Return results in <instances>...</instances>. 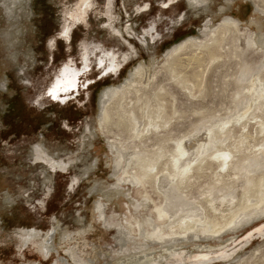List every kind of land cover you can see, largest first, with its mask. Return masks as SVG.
<instances>
[{
  "label": "rangeland",
  "instance_id": "rangeland-1",
  "mask_svg": "<svg viewBox=\"0 0 264 264\" xmlns=\"http://www.w3.org/2000/svg\"><path fill=\"white\" fill-rule=\"evenodd\" d=\"M171 1L34 0L35 32L29 43L35 61L0 76V264H194L188 257L208 250L232 254L214 264H264V235L256 234L264 229V216L220 241L185 238L174 250H165L175 238L167 237L168 223L158 217L156 192L151 185L121 182L108 144L112 135L99 128L104 90L121 85L139 66L160 69L168 50L188 38L205 40L206 29L218 27L225 17L239 21L241 36L234 30L219 36L221 43L201 53L198 63L183 55L176 65L185 85L173 83L165 70L157 75L148 90L150 104L155 106L152 93L161 84L169 94L162 98L165 113L177 114L170 134L151 135L143 145L152 151L159 141L163 151H170L169 138L189 134L187 146H195L212 123L246 106L247 100L242 104L234 95L246 85L238 83L242 68L256 73L264 66V43L257 41L264 36V0ZM249 41L257 44L250 47ZM112 65L115 73L109 76ZM65 68L77 74L79 88L58 103L48 92ZM259 76L264 78V68ZM183 86L192 87L194 96ZM111 128L128 135L126 129ZM38 150L66 162L67 172L54 173L45 161H37ZM212 181L207 171L185 186H195L191 193L197 198V186ZM30 231L36 232L34 239L24 242ZM162 233L167 236L160 240ZM249 234L253 241L245 246ZM172 251L185 261L170 259Z\"/></svg>",
  "mask_w": 264,
  "mask_h": 264
},
{
  "label": "bare ground",
  "instance_id": "bare-ground-1",
  "mask_svg": "<svg viewBox=\"0 0 264 264\" xmlns=\"http://www.w3.org/2000/svg\"><path fill=\"white\" fill-rule=\"evenodd\" d=\"M176 1L178 0H173L169 4ZM191 2L199 3L197 0H191ZM255 11L261 13L258 5ZM226 20L231 22L227 23ZM207 25L209 22H206L205 28ZM239 27L238 20L225 17L218 27L206 29L205 40L188 38L168 50L165 54V63L160 69L139 66L121 85L104 90L99 97V128L103 134L112 135L108 144L110 151L116 156V169L121 170V182L127 181L132 186L148 187L151 185L150 189L157 194L160 205L156 207V211L160 220L163 219L165 223H168L167 230L170 233L168 236L162 233L160 240L166 236L175 238L165 250H174L177 244L185 238L220 241L222 235L234 233L236 229L264 216V78L259 76L264 66H261L256 73L248 72L246 66L241 69L238 83L246 85L241 87L234 97L242 104L243 100H247L246 106L232 115L230 119L221 121L218 119L217 123H212L205 130L204 139L198 140L195 146H187L189 134L183 136L182 139L169 138L168 140L173 143L170 151H163L159 141L152 146V151L147 150L148 147L143 145L144 140L149 139L151 135L159 136V138L165 132L168 135L172 131L171 127L177 114L176 110L171 115L165 113L162 98L169 94L161 84L152 93V98L156 102L155 106L150 104L151 96L148 90L152 84L156 85L157 75L165 70V74H169L173 83L185 85L186 81L182 78L181 72L177 71L178 65H176L182 61V56L187 55L188 60L198 63L201 61L199 58L201 53L221 43L219 36L225 38L232 30L241 36ZM249 40L251 41L250 38ZM221 41L223 43V39ZM250 41L248 45L251 47L255 43ZM257 41L258 44H263L264 36H259ZM112 69H114L113 65L108 69L110 75L109 72L105 75H113ZM60 78L55 79L50 90L55 87ZM182 88L188 91L189 96H194L192 87L183 86ZM67 94L61 89L57 93L59 99L53 100L61 102V96ZM140 119H146V122L140 125ZM236 126L239 129L238 135H235L233 131ZM111 127L119 128V133L126 129L125 132L128 135L122 137L120 134H114ZM260 136L258 142L257 138ZM43 155L38 150L35 159L45 161L54 173L65 174L67 172L66 162L47 156L43 157ZM129 169H132L131 175ZM207 171L210 172L213 183L210 186H197L199 196L194 198L191 190L195 186L185 185L192 180L202 178ZM96 209L99 211L98 207ZM99 218L101 219L100 216ZM256 234L264 235V229L258 230ZM35 235V231L25 234L24 242L32 241ZM179 239L181 240L178 241ZM252 241L253 234H249L245 238L244 245L248 246ZM41 250L42 255L47 257L49 250L44 244ZM201 253L203 254L188 257L189 262L214 264L215 261L229 258L232 255L231 253L218 255L213 250ZM169 257L175 261H185V258L176 251L170 252ZM144 264L162 263L152 261L144 262Z\"/></svg>",
  "mask_w": 264,
  "mask_h": 264
},
{
  "label": "clouds",
  "instance_id": "clouds-1",
  "mask_svg": "<svg viewBox=\"0 0 264 264\" xmlns=\"http://www.w3.org/2000/svg\"><path fill=\"white\" fill-rule=\"evenodd\" d=\"M34 0H0V76L35 61L29 40L34 35Z\"/></svg>",
  "mask_w": 264,
  "mask_h": 264
},
{
  "label": "snow or ice",
  "instance_id": "snow-or-ice-1",
  "mask_svg": "<svg viewBox=\"0 0 264 264\" xmlns=\"http://www.w3.org/2000/svg\"><path fill=\"white\" fill-rule=\"evenodd\" d=\"M167 7V5H165ZM227 23H230L231 21H227ZM115 69H112L111 71H114ZM78 87V82H77V74L72 73L71 77L69 78V69L65 68V70L61 73V78L57 80L56 85L54 88H52L49 92L48 95L54 99L57 100L59 99L57 93L62 89L65 94L71 93L76 90ZM8 203H12L11 200L8 201Z\"/></svg>",
  "mask_w": 264,
  "mask_h": 264
},
{
  "label": "flooded vegetation",
  "instance_id": "flooded-vegetation-1",
  "mask_svg": "<svg viewBox=\"0 0 264 264\" xmlns=\"http://www.w3.org/2000/svg\"><path fill=\"white\" fill-rule=\"evenodd\" d=\"M109 68H110V67L108 66V67H107V70H108ZM100 78H101V77H100ZM100 78H99V79H100ZM96 82H97V81L92 82V83H96ZM89 85H90V84L88 83V84L86 85V87H88ZM48 97H50V96L48 95ZM51 99H52V98H51ZM52 100H53V99H52ZM53 101H54V100H53ZM57 102H58V103H61L60 101H57Z\"/></svg>",
  "mask_w": 264,
  "mask_h": 264
}]
</instances>
